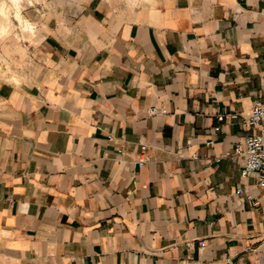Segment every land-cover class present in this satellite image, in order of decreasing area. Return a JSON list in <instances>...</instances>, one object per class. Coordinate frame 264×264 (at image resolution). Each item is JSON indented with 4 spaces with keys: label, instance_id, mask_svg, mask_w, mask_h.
I'll list each match as a JSON object with an SVG mask.
<instances>
[{
    "label": "crops",
    "instance_id": "1",
    "mask_svg": "<svg viewBox=\"0 0 264 264\" xmlns=\"http://www.w3.org/2000/svg\"><path fill=\"white\" fill-rule=\"evenodd\" d=\"M38 21L39 41L0 46V264H259L264 189L226 154L257 130L264 0H78Z\"/></svg>",
    "mask_w": 264,
    "mask_h": 264
},
{
    "label": "built area",
    "instance_id": "2",
    "mask_svg": "<svg viewBox=\"0 0 264 264\" xmlns=\"http://www.w3.org/2000/svg\"><path fill=\"white\" fill-rule=\"evenodd\" d=\"M158 112L157 108H151L150 113L152 115ZM235 116V115H228ZM224 114H218L217 119L222 122L225 119ZM244 121L255 127L257 130L248 135L241 142L237 143L231 152L226 154L227 157L233 159L236 162H242L244 176L254 174L258 181V186L264 189V78L262 82V94L260 97L254 100V105L249 117L244 118ZM219 130V128H216ZM142 150H145L146 145L141 146ZM147 162L146 156L139 160L138 164L143 167ZM243 193V190L239 189L237 194ZM201 246L205 245V240L200 242ZM259 264H264V256Z\"/></svg>",
    "mask_w": 264,
    "mask_h": 264
},
{
    "label": "rangeland",
    "instance_id": "3",
    "mask_svg": "<svg viewBox=\"0 0 264 264\" xmlns=\"http://www.w3.org/2000/svg\"><path fill=\"white\" fill-rule=\"evenodd\" d=\"M19 2L23 16L34 26V30L32 32L23 29L19 21L15 19L16 7L13 0H0V5L2 6L3 4L6 10L4 11L6 13H3L4 16L0 13V22L4 24L5 21H8L7 24L10 25V27L8 26L7 34H5L6 36L0 33V46H3V48L10 42L24 47L29 41L32 43L39 41L44 36V33L43 26L38 20L41 19V22H44V20L53 15L57 6L77 3L78 0H20Z\"/></svg>",
    "mask_w": 264,
    "mask_h": 264
},
{
    "label": "bare ground",
    "instance_id": "4",
    "mask_svg": "<svg viewBox=\"0 0 264 264\" xmlns=\"http://www.w3.org/2000/svg\"><path fill=\"white\" fill-rule=\"evenodd\" d=\"M20 0H13V2H14V5H15V7H16V12H15V19H17L18 21H19V23H20V25H21V27L23 28V29H25V30H28V31H32L33 32V28H34V26L28 21V20H26L25 19V17L23 16V14H22V12H21V7H20V5H19V2ZM0 13H2V15H3V13L5 14L6 12H4V11H6L5 10V7H4V5L2 4V6L0 5ZM1 15V16H2ZM4 16V15H3ZM8 16V15H7ZM7 19V18H6ZM6 22V21H5ZM4 22V24H2L1 22H0V33L1 34H7V32H8V28L10 27V25H8L7 24V22L5 23ZM9 26V27H8ZM10 31V30H9ZM6 36V35H5Z\"/></svg>",
    "mask_w": 264,
    "mask_h": 264
}]
</instances>
